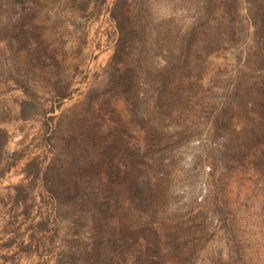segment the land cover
I'll use <instances>...</instances> for the list:
<instances>
[{
    "label": "rangeland",
    "instance_id": "rangeland-1",
    "mask_svg": "<svg viewBox=\"0 0 264 264\" xmlns=\"http://www.w3.org/2000/svg\"><path fill=\"white\" fill-rule=\"evenodd\" d=\"M0 264H264V0H0Z\"/></svg>",
    "mask_w": 264,
    "mask_h": 264
}]
</instances>
